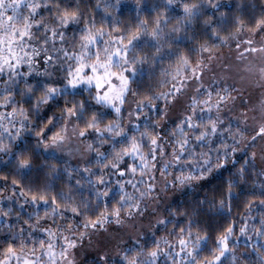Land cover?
I'll return each instance as SVG.
<instances>
[{"label":"clouds","instance_id":"9594fccd","mask_svg":"<svg viewBox=\"0 0 264 264\" xmlns=\"http://www.w3.org/2000/svg\"><path fill=\"white\" fill-rule=\"evenodd\" d=\"M0 264H264V0H0Z\"/></svg>","mask_w":264,"mask_h":264}]
</instances>
